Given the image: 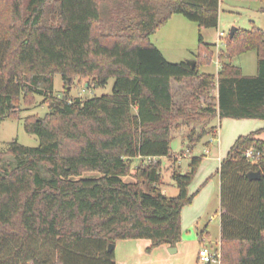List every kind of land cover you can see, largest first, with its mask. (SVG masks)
<instances>
[{
	"label": "trees",
	"instance_id": "16d2710c",
	"mask_svg": "<svg viewBox=\"0 0 264 264\" xmlns=\"http://www.w3.org/2000/svg\"><path fill=\"white\" fill-rule=\"evenodd\" d=\"M220 2L0 0V124L18 119L37 94L48 106L44 117L24 120L38 146L13 140L0 151V264H117L109 246L118 240L149 239L148 253L182 240V209L194 198L189 186L202 157L185 172L176 166L175 133L190 127L193 147L216 137V118L264 119L262 27L231 30L218 74L200 69L213 56L201 28L218 27ZM175 14L200 28L195 67L169 61L151 40ZM253 50L258 72L244 75L233 59ZM56 74L67 84L61 95ZM78 77L99 87L115 78L113 91L71 99ZM173 80L197 81L189 100L176 102ZM216 87L218 102H207ZM263 130L240 135L221 162L222 264H264ZM250 148L260 152L256 164ZM165 156L176 196L161 188ZM251 170L260 178L250 179Z\"/></svg>",
	"mask_w": 264,
	"mask_h": 264
},
{
	"label": "rangeland",
	"instance_id": "374dc122",
	"mask_svg": "<svg viewBox=\"0 0 264 264\" xmlns=\"http://www.w3.org/2000/svg\"><path fill=\"white\" fill-rule=\"evenodd\" d=\"M179 17V18H178ZM219 26L215 28H208L206 32H201L205 35L206 40L214 42L223 48L225 45V38L220 39L219 33L224 31L226 35L235 27L251 28L254 24L264 28V0H221L219 12ZM178 19L185 21L178 22ZM170 21V20H169ZM206 33V34H205ZM199 35L200 28L194 21L187 19L182 14L167 22L151 37V40L163 48L165 57L172 62H179L182 60H194L199 52ZM215 47V46H214ZM217 48H215V55L209 64L200 67L202 72L217 73ZM235 64L242 65L244 74L256 73L257 67V53L256 51H248L233 59ZM115 78H110L105 86H96L93 82H89L88 78L78 77L74 82L70 83V98L80 97L83 100L100 96L102 94L112 93ZM66 82L60 74L54 77L53 92L56 95L63 94L66 88ZM177 103L181 104L189 100L190 95L196 89V83L191 80L186 81L185 84L174 83ZM214 93V90L212 91ZM37 101L33 106L21 105L19 110V118L11 119L4 118L0 124V151H6L11 141L18 142L27 146H38L39 138L37 135L29 133L24 128V120L29 115H38L44 117L48 113V106L43 102L44 96L37 94ZM213 101V98L212 100ZM209 102V101H207ZM207 137H203L193 147V155L199 156L205 150V142ZM189 142L183 139L180 135H176L172 141V152H180L182 149H187ZM141 162L140 158L134 159L131 162L132 168L135 169ZM187 163L186 161L184 162ZM162 171L165 175V183L161 185L162 190L168 196H176L179 194V189L175 190L173 184L175 182L171 178L170 159L165 156L161 158ZM182 169V166H179ZM126 181L133 180L132 176L124 177ZM210 216V217H209ZM209 230L211 231L212 240L220 237L221 226V209L219 202L211 205V212L207 217Z\"/></svg>",
	"mask_w": 264,
	"mask_h": 264
},
{
	"label": "crops",
	"instance_id": "0c3cea01",
	"mask_svg": "<svg viewBox=\"0 0 264 264\" xmlns=\"http://www.w3.org/2000/svg\"><path fill=\"white\" fill-rule=\"evenodd\" d=\"M178 15L179 14L173 15L170 21L176 18ZM170 21H168V23ZM178 22L184 23L185 21H182V19H178ZM235 28L237 27L234 26L231 30ZM206 30H208V28H201V32H206ZM202 36L204 42L210 44V50L213 53V56L215 55V48H217L216 53L218 57L220 51L219 45L206 40L205 35ZM154 44L163 52V48L160 45H157L156 43ZM217 64L219 71L220 63L218 61V58ZM240 66L243 71L242 65ZM257 72L258 55L255 75L257 74ZM213 74L217 75L218 72ZM186 81H172V86L175 94L176 91L174 83L185 84ZM195 83L197 84V81H195ZM212 96L213 101L209 102L217 103V87L214 88V93L212 92ZM201 100L204 101V96H202ZM212 124L217 125V129L215 130L216 137L213 138L211 135L205 136L207 137L206 141H209L210 143L209 145H207L205 142V150L201 155L198 156L202 157V160L195 174V177L189 186L190 194H194V198L190 204H187L182 209V240L176 246H172L169 244L158 246L150 253L147 252V248L151 245V241L149 239L118 240L114 248L117 264H205L199 260V250L203 246L209 248H217L220 246L221 230L220 237L216 240H212V234L209 230L207 217L211 212L212 204H217L219 202L221 209V177L219 173L221 162L240 135H246L252 131L264 128V119L224 118L222 120H219L218 118H216L212 122ZM189 129L190 127L188 126H182V128L175 133V136L180 135L183 139H186V134ZM259 137L264 140V130L259 134ZM180 152L183 153L179 154V152H172V155L177 159L176 166L181 165L182 171L185 172L188 170L191 159L195 156L193 155V150L190 145H188V148L186 150L182 149ZM185 161L187 162L186 164L184 163ZM173 186L175 187V190H177L176 183L173 184ZM173 247H176V251L173 250Z\"/></svg>",
	"mask_w": 264,
	"mask_h": 264
},
{
	"label": "built area",
	"instance_id": "2783aa9c",
	"mask_svg": "<svg viewBox=\"0 0 264 264\" xmlns=\"http://www.w3.org/2000/svg\"><path fill=\"white\" fill-rule=\"evenodd\" d=\"M219 37L221 39L226 38L227 35L224 31H221L219 33ZM226 44V42H225ZM225 46V45H224ZM260 154V152H255L253 148H250L246 151V156L251 159L253 164L257 163V157ZM199 260L205 264H222V251L221 246L217 248H209L206 246H203L199 250Z\"/></svg>",
	"mask_w": 264,
	"mask_h": 264
},
{
	"label": "water",
	"instance_id": "95a60500",
	"mask_svg": "<svg viewBox=\"0 0 264 264\" xmlns=\"http://www.w3.org/2000/svg\"><path fill=\"white\" fill-rule=\"evenodd\" d=\"M188 62H190V63L193 65V67H195V65H196V61H195V60H190V61H188ZM247 176H248L250 179H258V178H260V171H259V170H257V171H255V170H251V171H249V172L247 173ZM114 248H115V244H110V246H109V250H110V251H111V250H114ZM173 250L176 251V247H173Z\"/></svg>",
	"mask_w": 264,
	"mask_h": 264
}]
</instances>
